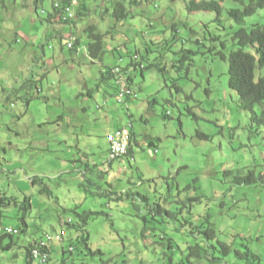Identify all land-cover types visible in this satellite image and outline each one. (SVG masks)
<instances>
[{"label":"rangeland","instance_id":"374dc122","mask_svg":"<svg viewBox=\"0 0 264 264\" xmlns=\"http://www.w3.org/2000/svg\"><path fill=\"white\" fill-rule=\"evenodd\" d=\"M70 1L85 17L62 23L48 20L53 0H0V236L15 230L0 264H27L30 243L62 230L52 264L71 244L68 264H207L196 248L242 240L264 256V125L230 88L219 54L241 27L229 10L249 0H215L220 20L188 10L201 0H124L122 20L111 0ZM263 22L260 10L244 26ZM90 25L104 36L98 59L87 51ZM121 76L136 98L118 102ZM125 126L132 153L110 162L106 135ZM89 212L96 254L68 224Z\"/></svg>","mask_w":264,"mask_h":264},{"label":"trees","instance_id":"16d2710c","mask_svg":"<svg viewBox=\"0 0 264 264\" xmlns=\"http://www.w3.org/2000/svg\"><path fill=\"white\" fill-rule=\"evenodd\" d=\"M56 2L60 3V7L55 6ZM36 3H38V0H36ZM111 5L113 6V15L117 20L125 19L128 16L129 12L124 3V0H111ZM66 6H71L70 0H53L54 11L48 14V20H56L58 17L57 20L61 21L62 23H69L73 21V19L65 21L62 19V17H60L62 15L64 16ZM188 10L190 12L214 11L217 13L218 20H220L221 16L220 3L215 0H201L199 2L193 1L188 5ZM260 10H264V0H249L248 3L245 4L243 9L232 8L229 10L230 17L234 19L236 23L241 25V27H239V29L232 36L233 44L229 55H226L224 51L219 52L223 60H228L230 88L238 93L242 105L245 107V109L251 112L252 121L255 122L258 126L264 125V76L256 80L255 71L258 66L260 68L264 67V22L253 24L249 28L245 27L244 24L246 18L255 16ZM43 14H46V12ZM77 17L82 18L85 16L79 11ZM85 32L90 39L87 49L89 56L92 59L100 58L104 50L103 34L97 31V27L95 25L86 27ZM222 48H226V45L224 43L222 44ZM132 65L135 67V69H137L138 65H135L134 62H132ZM140 67L142 69L141 63ZM114 71L115 70L107 72V74H103L102 80L116 77L117 73H115ZM116 81L117 83L115 85V88L117 90V96L121 91V86L127 85L128 88L125 91L126 93H124L125 99L126 97H137L136 89L132 86L133 78L131 76H124V78L121 76L117 78ZM127 92L131 93L128 94ZM256 107H260V112L256 110ZM132 139H134V134L132 135ZM131 153L132 145L130 146L127 155H130ZM34 182H36V180H34ZM41 191L50 193V190L47 187L43 188ZM143 198L147 199L145 196H143ZM28 207H30V205H28ZM163 210L164 209L162 205H159L157 211L162 212ZM90 214L95 213H85L84 217H82V221L80 220V222L76 223L75 225L71 223L68 224L71 227H77L82 231L77 241L83 244L88 251L96 254V252H93L90 249V237L86 230V225L88 223L86 218L90 216ZM77 215L80 216L79 213H77ZM22 220L24 231L27 223L25 221V218H22ZM203 233L209 237L214 234L211 230L204 231ZM6 236L12 237L13 235L6 233L0 236V248L2 249L10 248L14 243L11 242L10 244H8V246L4 247L3 242ZM245 242L246 241L242 240L240 248H234L230 244L220 242L218 246L214 247V249L217 253L220 254V256L216 255V252L202 255V253L200 252V248H196L192 255L196 258L205 259L207 264H264V256L252 250L250 246ZM32 246H34V243H30L26 250L27 264H30L29 253ZM70 246L74 247L73 250L63 249V257L59 264H68V262L66 261L69 259V257H66L65 254L67 252L72 253L75 250L74 244H71ZM97 253L103 254L100 250L97 251ZM188 261L190 262L191 260Z\"/></svg>","mask_w":264,"mask_h":264},{"label":"built area","instance_id":"2783aa9c","mask_svg":"<svg viewBox=\"0 0 264 264\" xmlns=\"http://www.w3.org/2000/svg\"><path fill=\"white\" fill-rule=\"evenodd\" d=\"M55 6L60 7V3L56 2ZM46 11H43V13H45ZM62 17L63 20H71L77 17L74 9L72 6H66L65 8V14L64 16H60ZM122 88H126V85H122ZM131 92H128V94H130ZM118 102H123L125 97H121V98H117ZM107 141L109 143V157L112 158H118L124 154L120 153V141H128V147L130 144V130L128 128H122L119 129L117 131H113L109 134H107ZM9 233H13L14 230L13 229H7L6 230ZM65 232L62 231L61 234H57L55 235L56 239H59V236L64 235ZM53 239L52 235L47 234L46 239H44L43 241H41L40 243V248H35L32 251V260L35 261H39L40 263H44L47 261L48 259V247H49V241H51Z\"/></svg>","mask_w":264,"mask_h":264},{"label":"clouds","instance_id":"9594fccd","mask_svg":"<svg viewBox=\"0 0 264 264\" xmlns=\"http://www.w3.org/2000/svg\"><path fill=\"white\" fill-rule=\"evenodd\" d=\"M72 6V5H71ZM75 11V10H74ZM75 13H76V11H75ZM77 15V14H76ZM77 18V17H76ZM76 18H74V19H76ZM73 19V20H74ZM73 47H74V45H73ZM115 70V69H114ZM121 70V69H120ZM121 72V71H120ZM123 128H128L129 130H130V144H129V147H128V151H127V153L129 152V148H130V146L132 145V131H131V129L129 128V127H123ZM119 129H122V128H118L117 130H119ZM117 130H114V131H117ZM109 134V133H108ZM106 137H107V135H106ZM108 142V141H107ZM109 143H108V145H107V152H108V149H109ZM127 153L126 154H124V155H122V156H120V157H118V158H110L109 157V152H108V158H109V161H114V160H118V159H121V158H123L125 155H127ZM62 231H64L65 232V234H66V231L65 230H62ZM61 231V232H62ZM14 232H15V230H14ZM13 232V233H14ZM61 232L59 233V234H61ZM11 234V235H14L13 233H9V232H7L6 230H5V234ZM58 234V233H57ZM57 234H55V235H57ZM65 234L64 235H62V237H61V239H56L55 238V235L53 236V239H55V240H57V241H60L61 243H63V240H64V236H65ZM50 235V234H49ZM47 236V235H46ZM46 239V238H45ZM52 239V240H53ZM44 240V239H43ZM43 240H40L39 242H35L34 243V246H32L31 247V249H30V253H29V261H30V264H52V261H53V259H52V257H51V255H52V247L50 246V242L52 241H49V247H48V250H47V252H48V259H47V261L46 262H44V263H40L39 261H33L32 260V251H33V249H35V248H40L39 246H40V243H41V241H43ZM73 246H70L69 247V249L70 250H73ZM61 261V260H60ZM60 262H57L56 264H59Z\"/></svg>","mask_w":264,"mask_h":264},{"label":"bare ground","instance_id":"6f19581e","mask_svg":"<svg viewBox=\"0 0 264 264\" xmlns=\"http://www.w3.org/2000/svg\"><path fill=\"white\" fill-rule=\"evenodd\" d=\"M69 46L73 47V44H72V43H69ZM120 71H121V70H120L119 68H116L114 72L117 73V74H119ZM126 86H127V85H126ZM127 87H128V86H127ZM125 91H126V89L121 87V91H120L119 98L124 97V93H126ZM127 93H128V92H127ZM125 96H126V95H125ZM127 151H128V141H120V153H121V154H126ZM61 237H62V236H60V239H61Z\"/></svg>","mask_w":264,"mask_h":264}]
</instances>
